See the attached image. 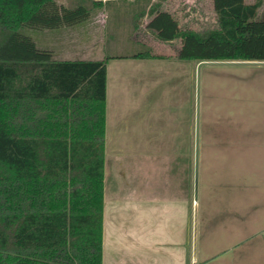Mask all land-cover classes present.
Instances as JSON below:
<instances>
[{
    "label": "rangeland",
    "instance_id": "rangeland-1",
    "mask_svg": "<svg viewBox=\"0 0 264 264\" xmlns=\"http://www.w3.org/2000/svg\"><path fill=\"white\" fill-rule=\"evenodd\" d=\"M238 1L256 0H111L65 36L51 30L42 41L39 31L21 29L38 46L54 47L59 58L112 57L109 107L122 121L107 139L109 151L126 150L127 172L136 169L142 192H165L161 181L187 183L199 221L195 253L205 244L213 254L225 250L215 259L246 256L244 247L264 243V65L202 67L195 202L197 67L223 47L201 45L182 31L216 27L217 10ZM152 7L157 10L149 13ZM141 9L145 14L136 17ZM257 20H264V0ZM138 53L155 57H134ZM231 214L234 220H225ZM203 217L215 227L204 226ZM229 222L232 234L222 226Z\"/></svg>",
    "mask_w": 264,
    "mask_h": 264
},
{
    "label": "trees",
    "instance_id": "trees-1",
    "mask_svg": "<svg viewBox=\"0 0 264 264\" xmlns=\"http://www.w3.org/2000/svg\"><path fill=\"white\" fill-rule=\"evenodd\" d=\"M262 4L221 7L216 27L182 36L222 46L213 60H264ZM90 10L58 0H0V264H103L112 57L54 60L21 30L75 25Z\"/></svg>",
    "mask_w": 264,
    "mask_h": 264
},
{
    "label": "crops",
    "instance_id": "crops-1",
    "mask_svg": "<svg viewBox=\"0 0 264 264\" xmlns=\"http://www.w3.org/2000/svg\"><path fill=\"white\" fill-rule=\"evenodd\" d=\"M94 1L101 2L95 4ZM110 1L58 0V3L67 7L87 5L91 8L90 12H94L105 10V6ZM80 24L82 22L55 29L34 30L43 34L42 41H46L48 38L46 32L52 30L65 36L64 30ZM27 35L35 41L38 48L52 51L54 60H81L59 58L54 47L46 43L45 46L40 47L31 33ZM70 43L69 45H72L76 42L70 40ZM108 82L109 78L106 104L103 264H264V243L247 245L243 249L246 256L235 254L233 259H215L225 250L213 254L208 252L206 244L199 247L196 255L195 238L199 221L194 213L192 190L189 189L188 193L187 183L180 184L175 180H166L160 182L167 189L165 192L140 191L136 169L134 172L131 170L130 173L127 172L131 166L127 165L123 159L128 155L126 150L117 147V150L113 149L110 152L107 146V139L112 138L115 126L122 121V117H119L120 111L112 113L109 107ZM117 138L124 139V136ZM235 215L234 213L233 216ZM231 219L234 220L232 214L229 218H225V220ZM202 221L204 226L214 225L208 222L209 218L203 217ZM222 226H229V232L233 233L232 222L223 223ZM226 230L228 229H223V231ZM263 233L264 230H262Z\"/></svg>",
    "mask_w": 264,
    "mask_h": 264
},
{
    "label": "water",
    "instance_id": "water-1",
    "mask_svg": "<svg viewBox=\"0 0 264 264\" xmlns=\"http://www.w3.org/2000/svg\"><path fill=\"white\" fill-rule=\"evenodd\" d=\"M206 65H264V60H206L197 67V94H196V135L194 158V201L198 199L199 166H200V116H201V70ZM196 239V238H195ZM196 252V240H195Z\"/></svg>",
    "mask_w": 264,
    "mask_h": 264
}]
</instances>
